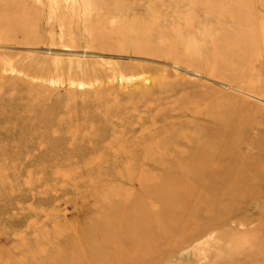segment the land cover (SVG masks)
<instances>
[{
	"label": "rangeland",
	"instance_id": "374dc122",
	"mask_svg": "<svg viewBox=\"0 0 264 264\" xmlns=\"http://www.w3.org/2000/svg\"><path fill=\"white\" fill-rule=\"evenodd\" d=\"M204 127L264 155V0H0V264H264V182L173 221Z\"/></svg>",
	"mask_w": 264,
	"mask_h": 264
},
{
	"label": "bare ground",
	"instance_id": "6f19581e",
	"mask_svg": "<svg viewBox=\"0 0 264 264\" xmlns=\"http://www.w3.org/2000/svg\"><path fill=\"white\" fill-rule=\"evenodd\" d=\"M205 128L194 131L189 136V139L185 140L186 142H191L187 147V151H183L185 156L181 155V159L177 163L174 161L178 169L187 170L184 176H182V180L186 183L190 181L195 182L192 183L194 185L192 186L193 188L188 186L187 188L177 189V187L166 186V189L163 186L166 189L165 193L168 197L187 203L180 207L174 205L172 206V210L169 206V211L172 214L174 212L175 214L177 213L173 221L181 220L182 214H188L196 220L200 218L199 216L202 213L212 218L215 212L220 209L221 202L224 200V194L218 191L237 192L241 188L249 190L259 187L264 182V155L257 154L256 157H246L243 159V166L236 168V165L233 163H235L236 159L241 158V156L229 150H224L225 148L221 146L222 141H216L211 138L207 134V131H205ZM200 162L204 163L200 164ZM174 182L177 181L166 180V185L167 183L171 184ZM192 189L195 190L193 193ZM112 229L115 231V223ZM201 245L196 244V246L194 245V247L190 248L189 253H191V256L189 257L191 258L189 259H192V261L189 262H198L199 258L205 256V250H200ZM251 247H260L262 256L259 257V261H264V238L255 237L251 242ZM249 259L250 256H248V260L243 259L241 264H253L254 262H250Z\"/></svg>",
	"mask_w": 264,
	"mask_h": 264
}]
</instances>
